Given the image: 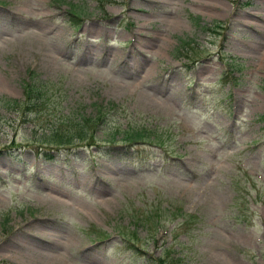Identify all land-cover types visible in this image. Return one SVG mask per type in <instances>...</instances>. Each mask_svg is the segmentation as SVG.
Returning a JSON list of instances; mask_svg holds the SVG:
<instances>
[{
	"label": "rangeland",
	"instance_id": "rangeland-1",
	"mask_svg": "<svg viewBox=\"0 0 264 264\" xmlns=\"http://www.w3.org/2000/svg\"><path fill=\"white\" fill-rule=\"evenodd\" d=\"M31 79L45 110L4 108ZM100 104L99 141L152 135L28 148ZM262 115L264 0H0V147H26L0 155V264H264Z\"/></svg>",
	"mask_w": 264,
	"mask_h": 264
},
{
	"label": "trees",
	"instance_id": "trees-1",
	"mask_svg": "<svg viewBox=\"0 0 264 264\" xmlns=\"http://www.w3.org/2000/svg\"><path fill=\"white\" fill-rule=\"evenodd\" d=\"M69 14L72 17L71 21L78 17H80L79 12L76 11V8H70ZM74 18V19H73ZM75 23V22H74ZM29 81H32L29 80ZM46 83V82H45ZM44 83L40 81L39 83L36 81L27 82L25 80L23 84V100L20 102L18 99H12L9 100L7 103L3 100L2 106L5 108L7 107L9 110H18L22 111L21 113H37L39 111H44L45 107L44 104L41 103V101H44L43 97V89ZM112 104H110L111 106ZM101 107V109H100ZM106 107V106H105ZM103 106L100 104L99 106L94 107L93 113H90L89 116H85L81 112L79 113H72V116L69 114V116H65L63 118H66L64 123L65 127L67 129H60V128H53L49 131V133H41L36 138V144L34 146H29L31 151H34V155L45 160H52L56 157V155L59 153V148L63 149H69L76 146L83 147H89V146H96L95 148L98 149L96 151V154L103 156V154L109 153V150H111L113 147V144H119L123 145L124 143H131V142H138L142 141L145 138L148 139L151 133L147 132L145 128H123L120 132L114 133H105V138H102L101 141H99L95 135L94 132L91 131L94 129L95 125L100 121L105 123V119H107V115L105 112L102 111ZM97 109V110H96ZM77 112V111H76ZM102 115V116H101ZM101 117V118H100ZM264 117V115H262ZM82 118V119H81ZM100 119V120H99ZM99 122V123H100ZM104 140V141H103ZM98 142L100 145H98ZM12 145H14L12 143ZM21 148L26 147H16V146H10L9 143L7 145H3L0 147V155H4L2 157H9V159L17 160L20 157V154H22L20 151ZM107 150V151H106ZM152 215V213H151ZM188 220H185L181 223L176 222L173 228L183 227V223L186 225L193 221L195 219V214H187ZM149 218V216H148ZM147 218V219H148ZM186 228H184V231ZM122 241L125 242L126 247H131L132 251L136 253L137 255H142V252L136 248L134 243L130 239H126L122 236ZM132 243V244H131ZM173 250V249H171ZM176 251L173 250V253L168 258L163 259L162 257L159 259H153L154 261H148L150 264H184L183 263V257L180 258L179 254L176 255ZM167 256V255H166ZM162 260V262H161Z\"/></svg>",
	"mask_w": 264,
	"mask_h": 264
},
{
	"label": "bare ground",
	"instance_id": "bare-ground-1",
	"mask_svg": "<svg viewBox=\"0 0 264 264\" xmlns=\"http://www.w3.org/2000/svg\"><path fill=\"white\" fill-rule=\"evenodd\" d=\"M135 8V7H134ZM141 66V65H140ZM138 71V70H137ZM140 71H141V69H140ZM138 73V72H137ZM100 109H101V107H100ZM97 110V109H96ZM102 116V115H101ZM101 118V117H100ZM82 119V118H81ZM100 120V119H99ZM95 128V127H94Z\"/></svg>",
	"mask_w": 264,
	"mask_h": 264
}]
</instances>
